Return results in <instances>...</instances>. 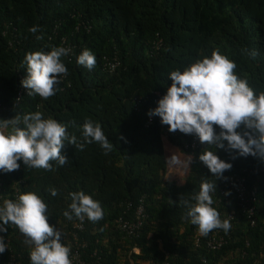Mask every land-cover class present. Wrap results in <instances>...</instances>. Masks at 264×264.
<instances>
[{"label":"trees","instance_id":"obj_1","mask_svg":"<svg viewBox=\"0 0 264 264\" xmlns=\"http://www.w3.org/2000/svg\"><path fill=\"white\" fill-rule=\"evenodd\" d=\"M32 26L41 31L33 35ZM37 35L43 38L37 40ZM61 45L72 53L62 58L68 74L55 86L56 94L44 100L24 93L17 101L19 81L27 76L25 54ZM85 48L96 57L92 70L76 62ZM216 49L236 63V74L247 79L257 95L264 92V0H0V120L40 111L44 118L68 125L69 135L79 138L78 126L91 119L113 144L105 155L95 143L78 150L65 142L61 153L69 163L53 162L55 171L49 172L26 168L18 161V170L0 172V183H17L20 193L41 196L48 205L49 224L61 229L67 241L77 220L62 215L71 203L68 193L83 191L99 201L103 219L92 223L85 218L78 238L87 242L85 255L95 253L104 264H118L127 257L134 264H159L165 253L174 264H197L202 259L205 264H259L254 259L263 247L264 233L245 220L232 190L226 197L219 190L231 174L241 173L247 181L257 180L255 206L263 209L264 170L258 168H264V162L200 142L193 150L185 149L183 143L194 134L169 132L167 125L158 123V116L149 122L154 92L166 94L172 83L169 73L183 71ZM113 57L119 64L108 70L104 62ZM214 128L219 133V127ZM164 141L186 158L193 157L181 181L165 177ZM205 149L233 165L224 172L226 179L216 180L212 194L222 220L230 210L236 212L230 220L231 238L218 250L203 245L205 236L198 246L194 244L197 226L183 218L186 209L179 206L181 195L187 198L199 191L202 179L214 178L198 158ZM49 187L59 194L51 196ZM139 200L147 217L137 235L124 236L115 226L116 219L130 218ZM4 236L11 244L14 264H31L19 230L12 226ZM241 248L244 256L239 254ZM259 260L264 264V256ZM6 262L4 252L0 264Z\"/></svg>","mask_w":264,"mask_h":264},{"label":"clouds","instance_id":"obj_2","mask_svg":"<svg viewBox=\"0 0 264 264\" xmlns=\"http://www.w3.org/2000/svg\"><path fill=\"white\" fill-rule=\"evenodd\" d=\"M29 31L35 35L41 29L32 26ZM37 35L36 39H42ZM72 49L53 46L50 51L28 52L23 64L27 76L21 85L28 96L38 95L44 100L56 94L55 86L60 78L67 76L68 69L62 61ZM256 53H253L255 55ZM76 62L92 70L96 57L90 49H83ZM237 65L218 49L211 56L196 59L194 63L169 73L171 85L157 102V107L148 115L158 116L169 132L177 130L186 135H195L201 144L214 146L225 151L235 150L239 156H252L264 162V92L255 93L247 79L235 72ZM214 126H218L217 133ZM68 125L51 117L44 118L40 111L16 114L11 119L0 120V172L10 173L20 168L22 161L26 168L55 171L57 166L69 163L61 153L65 142L83 150L86 144H98L107 155L113 144L101 125L85 119L78 138L69 135ZM227 142V145H225ZM201 161L213 174V179L204 178L199 191L185 198L181 195L179 206L186 209L183 218L197 226L200 236H207L214 230L227 233L231 229L229 219H221L213 207V193L217 190L216 180L226 177L225 171L232 164L221 160L214 151L205 149L199 154ZM235 158V157H234ZM193 157L181 159L176 153L167 158L171 165L187 167ZM47 191L55 197L59 194L54 187ZM230 193L226 192L225 195ZM71 203L62 215L69 221L96 223L103 219L104 210L99 201L83 191L69 192ZM48 205L35 192L18 193L15 200L4 199L0 206V232H7V226L16 227L25 237L31 264H72L71 246L61 242L62 232L48 222ZM8 249L4 237L0 236V254Z\"/></svg>","mask_w":264,"mask_h":264},{"label":"built area","instance_id":"obj_3","mask_svg":"<svg viewBox=\"0 0 264 264\" xmlns=\"http://www.w3.org/2000/svg\"><path fill=\"white\" fill-rule=\"evenodd\" d=\"M119 64V60L116 57H113L112 60L106 59L104 62V66L108 70L114 69L115 66ZM27 93V90L21 85V80L19 81V86L17 90V101L18 97L22 94ZM162 98L159 91L154 92L153 100H152V107L153 109L157 107L158 100ZM150 117V116H149ZM153 119V116L149 118V122ZM158 123L161 124L160 118H157ZM162 125V124H161ZM199 144V139L196 136H193L190 141H186L183 143V147L185 149L193 150ZM261 171L264 170L263 167L260 166ZM253 170H256L254 168ZM224 187H220L219 195L226 197L225 193L228 190H232L235 193V198L237 203L240 205V213L245 216V220L249 223L251 227H257L260 231L264 233V208L257 209L255 203H257V189L258 183L257 180L245 179L241 173H233L231 174L227 180L224 182ZM20 193L19 186L17 183L12 184H4L0 183V206L3 204L4 199H13L15 200L17 194ZM235 211L230 210L226 213L224 219L231 220L235 217ZM147 217L146 210L143 206V202L139 200L132 209V215L129 218L118 217L116 219V228L118 231L124 236H132L137 235L141 226L143 225L145 219ZM2 224V222H0ZM12 225H8L7 229H10ZM84 227L83 222L80 220H74L71 225L69 240L67 241L66 238L63 236L62 243L71 246V256L70 259L72 260V264H104L100 257H95V253L93 254H86L83 252L84 248H87V242L84 239L78 238L79 231L82 230ZM61 230V229H60ZM6 232H0V236L4 237V242L7 245L5 253L7 254V264H14V255L12 251V247L10 242L5 238L4 234ZM202 236L199 233H195L193 235V242L196 246H198L202 239ZM230 234L222 233V230H214L209 233L207 236L204 237L203 245L210 249V250H218L222 248L224 245L228 244L230 240ZM244 246H248V241H244ZM133 250H136V247H133ZM236 251V250H235ZM241 256L246 254L245 249L241 248L240 253ZM254 255V253L252 254ZM264 256V242L263 247L259 250L258 256L254 259L255 262L262 264L259 258ZM167 253H165V259L159 264H174L171 263L167 258ZM96 258V259H95ZM206 260L202 259L197 264H205ZM118 264H134V261L127 257V260L122 259L118 262ZM221 264H231L228 262H223Z\"/></svg>","mask_w":264,"mask_h":264},{"label":"rangeland","instance_id":"obj_4","mask_svg":"<svg viewBox=\"0 0 264 264\" xmlns=\"http://www.w3.org/2000/svg\"><path fill=\"white\" fill-rule=\"evenodd\" d=\"M173 153H176L181 159H186V156L184 153H181L176 147L170 145L169 143H166L165 145L166 161H167V158L170 157ZM184 169H185L184 166L171 165L167 162L165 177L175 178L176 180L181 181V177H182L181 174H183Z\"/></svg>","mask_w":264,"mask_h":264},{"label":"crops","instance_id":"obj_5","mask_svg":"<svg viewBox=\"0 0 264 264\" xmlns=\"http://www.w3.org/2000/svg\"><path fill=\"white\" fill-rule=\"evenodd\" d=\"M166 143H168V142H166V141L163 142L164 152H165V145H166ZM166 162H167V161H166Z\"/></svg>","mask_w":264,"mask_h":264}]
</instances>
